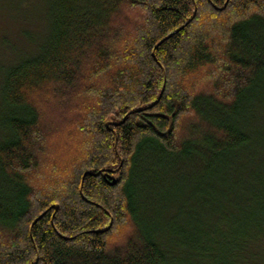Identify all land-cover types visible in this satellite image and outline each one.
Masks as SVG:
<instances>
[{"label": "trees", "instance_id": "trees-1", "mask_svg": "<svg viewBox=\"0 0 264 264\" xmlns=\"http://www.w3.org/2000/svg\"><path fill=\"white\" fill-rule=\"evenodd\" d=\"M49 24L3 78L0 264H260L264 177L256 189L223 168L239 158L249 175L250 157L264 170V129L236 124L264 78V0H50ZM200 115L204 181L239 191L217 194L218 225L163 235L134 187L139 156L187 152Z\"/></svg>", "mask_w": 264, "mask_h": 264}, {"label": "rangeland", "instance_id": "rangeland-1", "mask_svg": "<svg viewBox=\"0 0 264 264\" xmlns=\"http://www.w3.org/2000/svg\"><path fill=\"white\" fill-rule=\"evenodd\" d=\"M49 12L50 0H0V145L11 135L7 125L11 112L8 111L1 96L5 71L19 59L35 54L38 47L47 40L50 31ZM250 90H252L251 95L243 101V105L251 117L249 120L245 116L237 117L236 124L248 129L253 137H258L264 129V114L261 110H255L253 105L256 100L255 94L264 91V78ZM255 116L258 117L253 122L252 118ZM208 120H211L209 116L200 115L193 123L195 127L187 131L188 133L186 132L192 141L188 143L189 150L181 156L166 158L149 145H146V149H143L139 156L134 187L137 190L138 199L142 204L145 203L142 210L146 211L145 205L151 206L155 216L160 219L162 226L158 228L163 235L185 234L192 223L200 222L202 226L205 220L211 222L212 225H218L219 210L222 209L218 202L221 196L217 197L220 191V193L224 192L226 202L227 200L234 201L238 186L234 190L231 180L229 183L222 182L224 190L218 186L211 173L208 175L209 182L204 181L206 160L201 159L202 157L197 154L201 148L198 143L199 137L204 132H210L208 128L212 126ZM187 123H190L189 118L183 122V124ZM182 133L184 134L183 131ZM254 149L257 152H263L262 147L257 146L248 150L253 151ZM245 156L248 157L249 153ZM249 159L251 162L249 175L237 169L241 163L239 158H227L223 170L229 174L230 179L233 178V174L238 173L241 182H248L247 184L251 187L258 189L260 186H258L256 175L264 177V170H258L260 159L254 158L252 161L250 157ZM152 200L151 205L149 202ZM224 207L230 213L233 210H230L227 203ZM236 212L233 210L232 213ZM257 260H261L260 264H264V248Z\"/></svg>", "mask_w": 264, "mask_h": 264}, {"label": "water", "instance_id": "water-1", "mask_svg": "<svg viewBox=\"0 0 264 264\" xmlns=\"http://www.w3.org/2000/svg\"><path fill=\"white\" fill-rule=\"evenodd\" d=\"M108 126H109V124H107ZM121 165H122V163H121ZM121 167V166H120ZM111 172H115V171H111ZM100 173H102V171H100L98 174H96V175H99ZM105 173V175H108V172H104ZM113 180H114V178H113ZM114 183H115V180H114Z\"/></svg>", "mask_w": 264, "mask_h": 264}]
</instances>
